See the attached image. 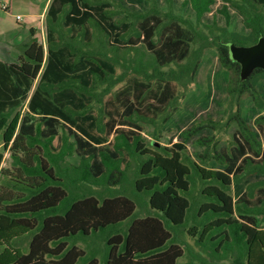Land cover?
<instances>
[{"label": "trees", "instance_id": "16d2710c", "mask_svg": "<svg viewBox=\"0 0 264 264\" xmlns=\"http://www.w3.org/2000/svg\"><path fill=\"white\" fill-rule=\"evenodd\" d=\"M99 1L96 7L88 0H51L46 44L30 28L17 62L0 60V164L6 151L11 158V167H0V264H176L191 251L183 233L200 248L185 264H205L201 251L212 261L264 264V225L256 220L260 215L264 222V181L256 202L244 193L231 195L234 176L264 174V147L239 106L244 94L263 105L256 82L264 68L241 79L227 46L250 45L264 35V0H223L225 25L212 21L203 29L201 17L216 0H184L194 22L175 14L172 0L165 12L156 0H146L145 11L124 9L121 24L128 30L134 25L136 32L123 46L124 34L113 33L119 25L95 17L108 12L107 0ZM226 3L242 16L247 34L228 30ZM208 46L231 73L228 102L221 119L199 120L182 138L236 123L244 143L235 138L237 146L227 152L218 149L215 134L200 136L196 142L205 148L194 158L180 141L170 147L147 142L135 117L143 112L144 93L153 97L144 109L164 110L179 88L192 84ZM130 71L134 77L116 124L101 99ZM95 101L110 115L104 133H96L101 119L92 112ZM73 153L76 164L66 159ZM212 160L225 167L212 168ZM25 235L26 251L14 244Z\"/></svg>", "mask_w": 264, "mask_h": 264}, {"label": "rangeland", "instance_id": "374dc122", "mask_svg": "<svg viewBox=\"0 0 264 264\" xmlns=\"http://www.w3.org/2000/svg\"><path fill=\"white\" fill-rule=\"evenodd\" d=\"M112 7L109 11L111 19H115V22L119 25V28H123L121 21L125 10L139 12L147 9L148 3L146 0H110ZM158 7L162 12L167 11L166 0H157ZM36 0H0V60L6 62H17L18 56L21 52V48L26 43L29 36V25L32 22L35 26V37L38 41L46 44V33H47V16L45 11V4L40 7V19L34 21V14L38 12L36 7ZM223 0H216L211 7V11L207 12L201 17L200 27L205 28L203 24H210L212 21H216L218 26L225 25V16L221 12V8L224 5ZM228 5L229 13V24L228 30L236 31L240 34H247L249 30L243 25V18L239 12ZM8 6V8H6ZM263 9V7H260ZM172 10L175 14L190 19L192 22L196 20L194 11L187 5L184 0H172ZM38 19V18H37ZM35 22V23H34ZM87 27L92 30L90 24ZM68 29V28H67ZM122 31L124 34V40L129 35H134L136 32L135 26H130L129 31ZM80 28L70 29L71 33L81 31ZM85 35V34H84ZM90 37V33H86L85 39ZM156 38H159L157 33ZM123 39V38H122ZM112 42V38L109 39ZM115 43V42H112ZM126 43H130L127 40L120 43L121 46ZM131 44V43H130ZM229 43L227 44V46ZM140 48H144L142 42L138 44ZM229 58L239 65V76L241 79L246 78L254 68L244 59V55L240 52L239 48L228 46ZM122 67L117 66V73L121 72ZM230 72L222 67L218 61L216 48L214 46H208L203 50L202 58L199 67L196 71L192 84L184 88H179L176 96L172 101L164 107L162 111H152L150 107L144 109L148 102H153L151 92L148 90L144 93L143 105L141 109L142 113H136V122L140 127V133L147 142H157L159 145L170 147L174 142H182L188 151V153L197 158V155L204 150V145L196 142V139L200 136H209L215 134V138L218 139V149L226 148L228 152L231 148L237 146L235 138L240 142L244 143V138L239 133V129L236 123H231L226 128L222 124L211 129L208 127L203 128L193 137L184 140L182 138V131L194 124L195 122L207 118L215 120L221 119L224 116V108L228 102V94L226 85L230 76ZM133 73L130 71L125 76H122L118 81L110 87L109 91L104 94L101 101L104 102L105 109L113 113L116 118L115 123H120L121 116L123 115V104L125 95L124 91H128V85L133 80ZM152 89L155 86L153 82ZM131 87V86H130ZM256 88L259 91L260 101L263 104L260 106L255 103L252 98L244 94L240 98L239 106L241 110V116L248 124L249 129L254 134L255 141L260 142L264 145V120H261L258 124L256 119L260 116H264V77L258 76L256 82ZM100 89V88H99ZM101 91V90H100ZM130 100L135 99L133 91L127 93ZM132 98V99H131ZM94 103V102H93ZM100 102L92 105V112L96 115H100L101 123L96 133H104L106 129L104 123L109 120V112L107 113L104 109L99 110ZM120 109L119 113L116 111ZM27 110L26 104L22 107V112ZM152 111V112H151ZM121 114V115H120ZM167 114V118L162 120ZM224 118V117H223ZM38 119V118H37ZM103 128V129H102ZM59 132L66 134L64 128H59ZM156 135H159L158 137ZM111 138V136H109ZM73 136H69V140L73 141ZM57 143L56 137L53 139V144ZM247 154L251 155L250 152ZM67 161L71 163H78L79 156L73 153L71 156L66 157ZM9 152L4 153V159L0 164L1 168L11 167ZM212 168L223 169L225 162H218L212 160L210 162ZM4 177H0V185L3 184ZM264 181V174L259 173H245L234 176V181L231 185V195L234 199H237L242 193L246 194V198L253 202L257 199L258 186L263 185L261 182ZM257 225L263 226L264 222L261 220L260 215H256ZM183 241L187 242L190 246L191 251L185 250L184 254L178 258L176 264H185L193 259V253L199 252L200 248L195 246L193 240L185 233L181 234ZM30 236L25 235L14 241V244L22 247L26 251ZM200 257H202L205 264H234L232 257L220 261H212L207 254L201 251ZM193 261V260H192Z\"/></svg>", "mask_w": 264, "mask_h": 264}, {"label": "water", "instance_id": "95a60500", "mask_svg": "<svg viewBox=\"0 0 264 264\" xmlns=\"http://www.w3.org/2000/svg\"><path fill=\"white\" fill-rule=\"evenodd\" d=\"M229 45L239 48L244 55V59L252 68H264V35H261L255 43L250 45H237L234 42H229ZM155 143L158 144L157 142Z\"/></svg>", "mask_w": 264, "mask_h": 264}, {"label": "crops", "instance_id": "0c3cea01", "mask_svg": "<svg viewBox=\"0 0 264 264\" xmlns=\"http://www.w3.org/2000/svg\"><path fill=\"white\" fill-rule=\"evenodd\" d=\"M37 1V3H35L36 4V7H37V9H38V12H36L35 14H34V17H35V19H34V21H38L39 19H40V15H42L41 14V12H40V7L42 6V4H45V11H47V8H48V6H49V4H50V2H51V0H36ZM89 2H90V4L91 5H93V6H99V4H100V1L99 0H88ZM105 2H108V4H107V7H108V12L104 15V17H101L100 15H96L95 17L98 19V20H101V21H107V22H115V19H111V15L109 14V11H110V9H111V7H112V2L110 1V0H107V1H105ZM156 2H157V5H158V1L156 0ZM187 5L191 8V6H190V4L189 3H187ZM6 8H8V6H6ZM191 10L193 11V9L191 8ZM140 12V11H139ZM210 12V11H209ZM206 14V13H205ZM38 18V19H37ZM35 23V22H34ZM88 25V24H87ZM29 27L30 28H33L34 29V31H35V26H33V23L31 22L30 23V25H29ZM123 28H125L124 30L125 31H129L128 30V28H126V26L125 25H123ZM123 28H119V26H118V28H115L114 30H113V33L114 32H118V33H122L123 34V32L122 31H120V30H122ZM34 35H36V33H34ZM129 36H131V35H129ZM127 44V43H126ZM262 147H264V145H262Z\"/></svg>", "mask_w": 264, "mask_h": 264}]
</instances>
